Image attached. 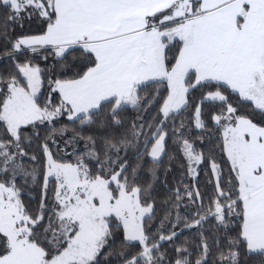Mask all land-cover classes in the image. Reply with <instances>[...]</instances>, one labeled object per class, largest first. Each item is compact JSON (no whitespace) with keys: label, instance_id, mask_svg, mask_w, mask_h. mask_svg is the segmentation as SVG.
<instances>
[{"label":"snow or ice","instance_id":"snow-or-ice-1","mask_svg":"<svg viewBox=\"0 0 264 264\" xmlns=\"http://www.w3.org/2000/svg\"><path fill=\"white\" fill-rule=\"evenodd\" d=\"M0 264H264V0H0Z\"/></svg>","mask_w":264,"mask_h":264},{"label":"trees","instance_id":"trees-1","mask_svg":"<svg viewBox=\"0 0 264 264\" xmlns=\"http://www.w3.org/2000/svg\"><path fill=\"white\" fill-rule=\"evenodd\" d=\"M26 27H27V25H26ZM167 166H168V157L166 156L164 158V166L163 167H167ZM171 167H172L173 171L169 172L166 177H165V173L163 171V168L160 170V173H159L160 178H159V182L157 184V191L159 192V194L161 196H163L165 194V191H166L164 188L165 178L167 179V183H168L169 187H174L176 185V183L181 179L180 172L182 171V169L180 168V162L179 161L174 162ZM199 179L201 181V184H203L204 183L203 172H201ZM189 180H190L189 177H187V176L184 177L185 183H188ZM204 228L210 230L211 224L205 223ZM192 235H194L193 231H184L183 235L180 238L183 239L184 237H191ZM252 259L256 260L257 258L253 257Z\"/></svg>","mask_w":264,"mask_h":264}]
</instances>
